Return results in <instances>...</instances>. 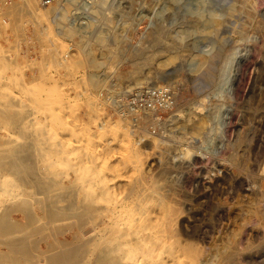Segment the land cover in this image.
Instances as JSON below:
<instances>
[{"label": "rangeland", "instance_id": "obj_1", "mask_svg": "<svg viewBox=\"0 0 264 264\" xmlns=\"http://www.w3.org/2000/svg\"><path fill=\"white\" fill-rule=\"evenodd\" d=\"M60 1L67 18L57 19V25L51 23L52 10L45 18L35 19L14 9L17 0H0V90L25 105L29 100V117H36V127L47 129L49 142L60 145L61 163L52 165L57 177L74 179L69 170L73 165L77 176L86 173L84 176L92 179L95 195L101 189L93 183L97 177L109 182L107 196L94 206L114 208L116 203L115 209L122 208L117 220L120 226L113 233L119 244L126 245L122 246V262L201 264L194 256L197 251L210 264H264V0H234L236 9L231 16H223L214 27L201 24L203 29L191 31L184 23L195 20L197 13L205 16L207 0H103L104 10L101 7L95 16L86 9L91 0ZM226 3H220L221 13ZM108 17L110 23L105 24ZM59 21L65 25L60 26ZM42 27L44 34H40ZM56 27L71 28L74 39L57 36ZM155 29H161L162 42L153 46L147 35ZM93 32H101L104 42L95 40ZM118 43L123 44V56L116 55ZM175 43L178 50L173 48ZM49 47L57 59V54L70 53L63 68L49 59ZM138 48L144 57L154 55L149 65L132 64L130 56ZM209 55L214 56L206 68L213 77L207 81L203 76L207 69H199L197 60ZM164 59L167 64L161 68L157 62ZM171 70H176L173 75ZM31 73L37 82L25 90L21 81H31ZM163 73L170 78H163ZM162 89L168 91V99L151 94ZM37 97H41L40 103ZM189 116L205 119L201 136L182 127ZM17 129L15 132L13 126L2 122L0 137L19 145ZM139 180L143 183H137ZM82 181L83 185L77 181L78 189L83 186L88 190ZM8 205L10 209L5 208L10 213H5L24 223L21 213L14 211L16 206ZM0 208L5 209L2 204ZM129 210H134L133 214ZM34 213L44 220L40 209L35 208ZM89 225L83 227L85 236L98 234L102 227L94 225L92 229ZM61 238L58 235L56 239ZM51 242L43 238L29 247L40 253ZM87 248L85 256L93 257L92 245ZM0 250H4L1 244ZM132 251L138 255L130 262ZM41 259L36 256L33 261L40 263Z\"/></svg>", "mask_w": 264, "mask_h": 264}, {"label": "bare ground", "instance_id": "obj_2", "mask_svg": "<svg viewBox=\"0 0 264 264\" xmlns=\"http://www.w3.org/2000/svg\"><path fill=\"white\" fill-rule=\"evenodd\" d=\"M17 1H18V4L14 7V9H16L17 12H19V13L24 12V14L28 15V17H33L35 19H39V17L40 18H45L46 16H48L47 15L48 11L52 10V12H54V14H53V17L51 18V23L57 24L58 20H61L62 18H67L65 16L66 13H67L66 9H65V7L63 5H61V1L60 0L59 1L57 0L56 2H54V4L52 3L53 5L52 4L48 5V6H51V7L41 6L37 2V0H17ZM104 1L106 2V0H104ZM104 1L103 0H91V2L88 3V4H90L89 7L87 6L86 9H91L88 12L91 11V13H93L94 16L98 15L99 13H101L100 12L101 9H103L102 6H103V3H105ZM222 1L223 2H227L226 3L227 5L225 7H223L224 8V12L221 13L219 6H220V3ZM207 3L209 4V6L206 9L207 14H205V16H203L202 13H200L202 15L197 13V15L195 16V20H188L187 23H184L186 25L187 30L190 29V31H191V29L192 30L193 29H199V30L203 29L202 26L200 27L201 24L209 25V26H207V28L214 27L217 24V21L220 18H222L223 16L225 17V15L226 16L227 15L231 16L232 13L236 9V5H235L236 3L234 2V0H207ZM38 5L40 7H43V8H39ZM5 7H7V6H5ZM56 9H57V11H55ZM107 10H108V8H107ZM8 12H10V11L8 10ZM100 15H105V14H100ZM158 17H159V15H158ZM203 19H204V21H203ZM110 20L111 19L109 17L105 18L104 19V23L105 24H107V22L110 23ZM59 23H60V21H59ZM61 23H60L61 24L60 26H62L63 24L65 25V23H63L62 21H61ZM71 23H72V21H71ZM71 23H70V25H71ZM72 25H73V23H72ZM88 26L91 27V24H88ZM158 28H160V27H158ZM69 29H71V28H67L66 29V28L56 27L54 30H55V33H56L57 36H63V37L66 36V37H69L70 39L73 40L74 36L72 35V31L69 30ZM43 31H46V29H43V27H42L40 34H44ZM160 32H161V29H157V30L155 29L154 31L152 30L149 35H147L148 36L147 38H149L150 43L153 46L157 42H159V43L162 42L161 41ZM94 35L96 37L95 40L97 39V41L100 42V43L104 42V39L106 38V37H104L103 34H101V32H99L97 35L95 34V32H93L92 36L94 37ZM122 43H118V46H117V44L115 45V47L117 46L115 50H118L116 55H121V56L124 55V52L122 51V45H123ZM178 44H179L178 46L180 47L181 43H178ZM175 45H176V43L173 44V46H174L173 48L178 50V46H175ZM144 46H145V44H144ZM47 49H48L47 52H48V55H49L48 56L49 59L54 60L56 62V66L57 67L63 68L65 66L66 62H67L66 60H68L67 58L69 57L70 53L67 52V54L63 55V56L57 54V56H58V59H57L55 50L51 49V47H49ZM140 50L141 49L138 48V49H135V52H132L134 54L131 53L132 54V56H130L131 60H132L131 62H132V64H135V63L139 64V67H141L142 65L145 67V65H149L148 63L149 62L151 63V61L154 60L153 59L154 55L153 56L150 55L151 57H148V56L144 57L145 55L143 56L141 53H139ZM110 51L111 50H109V53H110ZM140 52H142V51H140ZM153 53H155V52H153ZM212 56H214V55L205 56V58L200 59L202 62L197 60L200 63V64H198L199 65V69H202V68H204L202 66H205V68L203 69L205 71V69L208 68L207 66L211 65L210 64L211 63L210 60L212 59ZM216 56H218V55H216ZM194 57H196V56L194 55ZM161 59L163 60V58H161ZM169 59L171 60V58H169ZM198 59H199V57H198ZM0 60H1V58H0ZM170 60H169V62H171ZM7 62H8V59H7ZM158 62H157V65L159 64L161 68L166 66V64H167L166 60H165V62H162V61L160 63H158ZM167 62H168V60H167ZM217 62H218V59H217ZM90 63H91V61H90ZM140 64H141V66H140ZM195 65H197V64H195ZM195 65L191 64L190 66L196 67ZM5 66H7V65H5ZM133 66H135V65H133ZM200 66L202 68H200ZM8 68H9V66H8ZM197 68H195V69H197ZM214 69H212V70H214ZM209 70L211 71V69H209ZM133 71H135V70H133ZM174 72H172V70H171V74L172 75H173ZM137 73L138 72H136L135 75ZM131 74H132V72H131ZM200 74L201 73H199L198 75L201 76ZM30 76H31V81H25V80L21 81L20 85H23L22 86L23 88L25 87V88L28 89L30 85H32V84L37 82L36 81L37 80L36 77L32 73L30 74ZM166 76H168V74L165 75V77H163V78L166 79V78L169 77V76L168 77H166ZM203 76L206 78L205 80L208 81V79L212 80L210 78L213 77V74H212V77H211V72H209L208 69H207L203 73ZM129 77H131V76H129ZM160 77H162V76H160ZM138 80H139L138 78H134L135 82H139ZM202 81H204V80H202ZM200 82H201V80L199 82H197L198 85H200ZM18 83H20V82H18ZM204 83H206V82L204 81L203 84ZM208 83H210V81ZM93 84H94V81H93ZM137 84H139V83H137ZM204 87H205V85L203 86V88ZM36 88H37V86H36ZM3 89H5V87ZM25 90L23 92H25ZM197 91H199V90H197ZM2 92L3 91L0 90V123H2V122L9 123L11 126H13L15 128V132H16V128L20 129L18 137L20 135L21 143L19 145H16L18 143H16V144H14V142L10 143L9 140H8L9 138H5V136L2 137V138L0 137V173L4 174V175L3 174L0 175V204H2V208L6 207V208H9V209H10L9 205L8 206H5V205H7V204L13 205V209L16 208V210H14V211L21 213L22 217L25 219V222L24 223H20V222H18V220L16 221V220L12 219L10 217V215H8V213H10V212H8L7 211L8 209L6 210V208L2 209V211H0V244H1V246L4 247V250H0V264H125L126 262L125 261H124L125 263L122 262L123 258H121V256H123L124 248H126L125 247L126 245L124 246V245L119 244V240H117L116 239L117 237H115L114 234H113L115 232V230H117V227L120 226V224H119V222L117 220L123 214V213H121L122 208L120 207L121 209H118V210L115 209V205L119 206V204H116V203L114 205V208H111L109 206L105 207L107 204L106 205L103 204L104 207H99V205H98V207H95L96 206L95 204H99V202L95 203L97 200L100 201L101 198L107 196L106 194H107L108 190L110 189L109 187H111V185L110 186L108 185L109 182H104L105 180L103 181V179H101L100 177H97L96 180L93 183L96 186L98 185L99 187H101V189L99 190V193L95 195L96 191L95 192L94 191L91 192V185L90 184H92V183H90V181H89L90 178L89 177H85L84 175H86V173L83 175L84 172L82 173L83 177L82 176H77V170H76L77 167L75 168L73 165H72V167L69 168V170H71L73 172V175H75L74 179L70 180L69 177L66 174H65L66 176L62 175L60 178L57 177V175L55 173L56 169L54 170V168H52V165L56 163V166H57L58 164L61 163L60 160H61V155H62L63 151L61 152L59 150L60 149L59 148L60 145H58V143H55L53 140H52V142L51 141L49 142V140H51V139L48 138L47 129L44 130L42 128L36 127L37 124H35V123L37 121H36V119H34L35 116H31L33 118L29 117L30 114H32V113H29L30 111L27 112V110H29V107H28L29 106L28 105L29 100H28V102H26L27 105H25L23 101L21 102L15 96L11 97V95H9V94H8L9 96L7 94L4 95V93L2 94ZM29 92H30V90H29ZM42 92H44V91H42ZM26 93H27V91H26ZM38 97L35 98V99H36V102L40 103V101H42V99H40L41 97L40 98H38ZM36 102H35V104H36ZM30 104H32L33 106H37V105L34 104V102L32 100H30ZM47 105L48 104H46V106ZM30 109H31V107H30ZM28 117L31 119V121L29 119L27 120ZM205 123H206L205 119L203 117H201V116H196L194 118H191L189 116L183 122L182 127H184V128L189 127L190 130L192 131L193 136H201L202 133L205 130ZM47 128H49V127H47ZM51 129H54V128H51ZM59 131L62 132V129L59 130ZM115 133H117V132H115ZM50 134L54 135L53 133H50ZM7 135H9V134L7 133ZM9 137H11V135ZM3 138H5V139L2 140ZM67 147H68V145H67ZM67 147H65V148H67ZM130 152L133 153L132 151H130ZM134 152H136V151L134 150ZM133 156H135V154ZM88 171H89V169H88ZM78 173H81V172H78ZM118 177H120V176H118ZM10 180L13 181V183H10ZM82 180L87 183L86 187L88 188V190H86V188L83 187V186H79L80 188L78 189V186H77L78 184L77 183L79 181H80L79 183H81ZM90 180H92V179H90ZM137 183H143V181L139 180V182H137ZM146 184H145V186H146ZM135 185H137V184H135ZM133 188H135V187H133ZM147 189H148V187H147ZM30 190H31V192H30ZM79 196H81V199H79ZM145 196H147V195L145 194ZM159 196H158V198H159ZM132 198H134V197H132ZM145 200H147V199H145ZM159 202H161V201L159 200L158 203ZM100 203H101V201H100ZM134 203H137V202H134ZM145 203L146 202H144L142 204H145ZM113 204H114V202H113ZM152 204H153V202H152ZM103 205H101V206H103ZM146 205H147V203H146ZM14 206H16V207L14 208ZM135 206L138 207L139 205L138 206L135 205ZM35 208L40 209V211L42 212L43 219H44L43 221H42V218L40 219V216L35 215V213H34V209ZM167 209H168V205H167ZM0 210H1V208H0ZM4 210L7 211L8 213L6 214ZM136 210H138V209H136ZM172 210H173V208H172ZM129 211L127 212L128 215L130 213H132L134 210H132V212L130 211V213H129ZM164 211H165V209H164ZM172 212H174V211H172ZM141 213H140V215H141ZM144 214L141 217H143ZM140 215L138 214V216H140ZM147 215L148 214H146V217H147ZM173 215H175V214H173ZM176 215H175L176 216L175 218H177L179 216L178 212L176 213ZM170 217H172V216H170ZM133 218H134V215H133ZM175 218H174V220H175ZM134 219H137V218L135 217ZM142 219L144 220V218H142ZM130 220H132V219H130ZM143 220H138V221L141 222ZM172 220H173V218H171V221ZM122 221H124V219ZM153 221H156V219L153 220ZM173 222H171V223L174 225L173 227L175 228V224ZM86 224H90L91 227L92 226L94 227V225H96V227H97V225H101L102 227H101V229H100L98 234L95 235L93 233L94 236H85V233L82 230H83V227L86 226ZM127 225H129V224L127 223ZM135 225H137V224H135ZM139 225H140V223L138 224V228H136L137 230L139 229ZM164 225L165 224H163V227H164ZM93 227H92V229H93ZM125 227H127V226H125ZM165 227H166V225H165ZM171 228H172V226H171ZM146 229H147V227H146ZM163 230H165V229L163 228ZM90 231L92 232L93 230H90ZM140 231H141V229H140ZM144 231H146V230H144ZM170 231H171V229H170ZM135 232H136V230H134V235H135ZM71 233H72V235L69 236ZM129 233H130V231H129ZM174 233H173V236L177 232L175 234ZM14 234L15 235L17 234V236H13ZM138 234H137V236H138ZM157 234H160L159 231H158ZM58 235L63 236V238H61L62 240H57L56 239ZM116 236H117V234H116ZM128 236H129V234H128ZM177 236H178V234L176 235V237ZM133 237H131V238H133ZM141 237H140V240L143 239V238L141 239ZM166 237H167V235L165 234V239H167ZM43 238H45V240H47V238L48 239L49 238L52 239L51 243H47L46 244V249L44 251H40V253H38V251H39L38 248H34L32 250V248L29 247V246L35 247L34 245L39 241V239L43 240ZM155 238H156V236H155ZM128 239H129V237H128ZM132 240H134V238ZM159 240L161 241V239H159ZM128 241L127 242L125 241V243H128ZM162 244H164V243H161V245ZM90 245H92L90 253H91V255H93V257L91 255H88V256H91L92 258L85 256L86 252L88 251L87 247L90 246ZM122 246H124V248ZM164 246H166V245H164ZM182 247H183V245H182ZM131 248H134V247L132 246ZM160 250H159V252L162 253L161 252L162 250L161 251ZM134 251L130 252L131 253V257H129L127 255V257H124V258L127 259L129 257L128 260H130V262L133 261L131 259H132L133 255H134V254H132V253H134ZM41 252H42V254H41ZM147 252H148V250H147ZM196 252H195L194 256H195V259H197V261H200L201 264H202V262L204 264H210V262L208 263L206 260H203L201 258V255L198 254L200 252H197V253ZM136 255H138V254H135L134 258H135ZM36 256L39 257V258L42 257V259H43V260L41 259L42 262L39 263V262L33 261L34 257H36ZM141 256H142V254H141ZM181 256H183V255H181ZM194 256H193V258H194ZM203 256H205V254ZM190 257H191V255H190ZM175 259H177V258H175ZM135 262H136V260H135ZM137 262H138V259H137ZM177 262H176V264H177ZM192 262H194V261H192ZM173 263L175 264V262H173ZM189 263H191L190 260H189ZM194 263H192V264H194ZM126 264H128V263H126ZM138 264H140V263H138Z\"/></svg>", "mask_w": 264, "mask_h": 264}, {"label": "built area", "instance_id": "obj_3", "mask_svg": "<svg viewBox=\"0 0 264 264\" xmlns=\"http://www.w3.org/2000/svg\"><path fill=\"white\" fill-rule=\"evenodd\" d=\"M57 0H37V2L39 3V5L41 6H48L54 2H56ZM153 95H160L163 96L164 98L168 99L169 93L167 90L162 89V90H156V91H152Z\"/></svg>", "mask_w": 264, "mask_h": 264}]
</instances>
